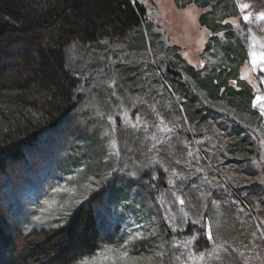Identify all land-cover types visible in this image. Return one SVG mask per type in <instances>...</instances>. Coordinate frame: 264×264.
I'll return each instance as SVG.
<instances>
[{"label": "trees", "instance_id": "16d2710c", "mask_svg": "<svg viewBox=\"0 0 264 264\" xmlns=\"http://www.w3.org/2000/svg\"><path fill=\"white\" fill-rule=\"evenodd\" d=\"M175 2L203 11L218 62L197 68L179 47L176 60L153 57L155 23L139 0H0V264L90 258L118 241L111 209L131 192L145 235L125 264H186L218 242L213 264H264V127L242 77L249 26L236 0ZM157 126L168 129L160 140ZM92 153L102 161L77 208L43 225L21 214L23 185L40 197Z\"/></svg>", "mask_w": 264, "mask_h": 264}, {"label": "rangeland", "instance_id": "374dc122", "mask_svg": "<svg viewBox=\"0 0 264 264\" xmlns=\"http://www.w3.org/2000/svg\"><path fill=\"white\" fill-rule=\"evenodd\" d=\"M148 9L151 20L154 21V33L157 36H151L150 41L153 44L152 56L167 57L171 60H176L175 47H179L177 54L182 59L197 68H204L205 64L218 62L221 54L217 52H206L205 45L210 39V31L202 28L199 23V18L202 10L195 5H189L185 8H179L175 0H139ZM242 18L245 15L251 14V20L246 22L249 26L247 39L249 44V61L242 70V77L254 85L256 96L253 101L254 108L261 115L259 104H255L257 96H264V72L257 68L253 71L251 64L250 52L262 51L264 48V21L257 19L259 13L264 12V0H236ZM242 4H248L247 9H242ZM244 20V19H243ZM232 21H237L233 19ZM149 41V40H148ZM138 46L141 45V39H136ZM255 44V48L253 45ZM139 56H145L146 53L142 49L137 50ZM121 117L127 126L136 128L139 123L138 119L133 120L127 110H121ZM262 116V124L264 127V115ZM168 129L164 126H157L153 133V137L161 139L162 133ZM104 136H108L110 141L108 153L111 155L116 144L113 139V133L106 128L103 131ZM263 146V161H264V142ZM95 153L82 155L84 156L77 164L65 165L59 172L54 173L57 176L51 184H46L47 192L42 193L40 197L37 195V190L34 186L27 182L24 189L19 194L20 203L22 205V215L24 213L31 214V223L34 225L50 224L52 219L57 217L59 212L65 210L71 203L77 204V208L83 200L84 191L91 179L96 176L100 166L101 158ZM202 156V155H201ZM88 172L86 181L82 178ZM50 177V176H49ZM51 178V177H50ZM44 184V183H43ZM42 185V184H41ZM43 186V185H42ZM131 197H126L121 202L113 206L111 209L112 220L120 224L118 231V241L115 244L106 245L112 248H119L121 251H126L129 255V244L133 240L132 237H141L145 235L144 222L140 221L136 216V212L141 207V197L136 192H131ZM61 203V204H60ZM64 203V204H63ZM24 207V208H23ZM73 208V209H75ZM169 217L173 221L175 213L169 212ZM150 222L151 219H150ZM100 226L103 225L102 220H99ZM223 242H218V245L213 247L205 255L191 254L188 257L186 264H213L214 260L222 257L225 247Z\"/></svg>", "mask_w": 264, "mask_h": 264}, {"label": "snow or ice", "instance_id": "6c2138e0", "mask_svg": "<svg viewBox=\"0 0 264 264\" xmlns=\"http://www.w3.org/2000/svg\"><path fill=\"white\" fill-rule=\"evenodd\" d=\"M249 7L248 4H242V9H247ZM259 20L264 21V12H261L256 17ZM245 22H249L251 20V14L245 15L243 17ZM264 48V45L261 46ZM255 48V44L253 45ZM251 64L253 71L259 68L260 71L264 72V50L262 51H251ZM255 104H259L261 108V115H264V96H257L255 99ZM180 203L183 204L184 200L181 199ZM194 224H199L200 221H194ZM208 239L211 240L212 234L211 231L208 232ZM138 237L133 236L132 239H136ZM128 259V254L126 251H121L119 248H112L109 246H102L98 252L92 254L90 258H84L79 261V264H125Z\"/></svg>", "mask_w": 264, "mask_h": 264}]
</instances>
